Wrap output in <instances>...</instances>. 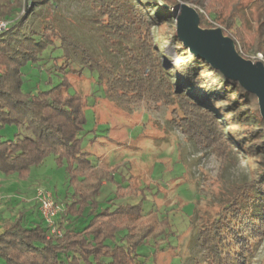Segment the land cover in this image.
<instances>
[{"label": "trees", "instance_id": "16d2710c", "mask_svg": "<svg viewBox=\"0 0 264 264\" xmlns=\"http://www.w3.org/2000/svg\"><path fill=\"white\" fill-rule=\"evenodd\" d=\"M89 1L99 36L115 61L95 53L54 16L40 19L39 27L26 25L19 16L24 0H0V19L10 24L0 33V132L15 126L23 132L14 140L0 138V184L29 180L32 170L52 157L58 167L66 166L72 190L60 202L52 193L62 206L55 219L61 237L51 233L40 213L38 186L32 183V192H24L31 197L23 198L19 187L20 192L0 197L7 209L18 211L0 234V258L6 264H144L136 249L166 233L169 226L143 213L140 205L100 209L97 196L104 185L115 182L116 174L105 160H93L84 150L89 95L73 84L96 76L107 98L125 102L148 95L152 101L175 104L172 113L178 122L173 126L188 137L246 156L249 179L232 188L213 217H201L196 224L202 258L194 264H251L264 239V121L257 98L197 57L165 69L153 29L174 22L173 0ZM199 15L204 29L219 21ZM234 21L228 18L220 28L238 44ZM30 67L59 80H50L45 89L30 87ZM241 97L247 107L239 104ZM249 109L256 113L254 124L245 121ZM117 186L114 199L126 195V188ZM5 187L0 195L10 192ZM191 225L196 227L193 219ZM120 232L128 233L122 238L129 237L127 251L116 244Z\"/></svg>", "mask_w": 264, "mask_h": 264}, {"label": "rangeland", "instance_id": "374dc122", "mask_svg": "<svg viewBox=\"0 0 264 264\" xmlns=\"http://www.w3.org/2000/svg\"><path fill=\"white\" fill-rule=\"evenodd\" d=\"M173 1L177 6L185 3L194 7L210 22L217 16L219 21L213 22V28H220V23L233 18L232 33L238 39L237 49L243 50L248 59L264 62V0ZM49 15L95 53L115 61L111 47L105 46L99 36L101 33L96 27L89 0H24L19 16L25 17L26 25L39 27L40 19ZM175 29L176 18L170 26L153 29L155 41H159L161 46V62L165 69L180 68L193 57L174 41ZM26 76L31 80L30 87L37 89L50 87L47 85L50 80L53 83L59 80L54 75L49 76L47 71L38 73L31 67L27 69ZM98 82L95 76L92 80H75L73 84L83 95H89L87 124L82 134L84 150L93 160H105L112 173L116 174L115 182L104 185L97 196L100 209L111 205L116 208L120 204L140 205L143 213L169 226L162 238L146 240L136 249L144 264H194L196 258V261L202 258L196 239V224L201 217H213L232 188L249 179L250 163L243 154H236L228 147L217 148L208 146V142H196L194 137H188L180 128L173 126V122H178L172 113L175 104L152 101L148 95L129 98L125 102L110 99L99 88ZM247 103L241 97L239 104L247 107ZM249 110L245 121L254 124L256 113ZM224 126L225 134H229L227 122ZM21 132L17 126L6 127L1 130L0 138L14 140ZM16 183L0 184V187L5 191L6 186L11 194L15 190L20 192L18 187L24 188L21 196L26 198L32 194L24 192H32L35 185L54 193L59 202L72 192L68 186L66 166L58 167L52 157L45 160V166L34 168L29 180ZM32 183L34 185L30 187ZM118 184L126 188V195L114 199ZM110 199L114 204L108 201ZM0 207L1 229L14 220L18 211H11L3 204ZM192 219L196 227L191 225ZM127 235V232L118 233L116 241L117 246L124 247L125 251L129 249V237L124 241L122 238ZM259 250L251 264L264 263V239ZM0 264L6 262L0 258Z\"/></svg>", "mask_w": 264, "mask_h": 264}, {"label": "water", "instance_id": "95a60500", "mask_svg": "<svg viewBox=\"0 0 264 264\" xmlns=\"http://www.w3.org/2000/svg\"><path fill=\"white\" fill-rule=\"evenodd\" d=\"M176 16L175 37L193 57H197L219 71L226 79L238 83L258 100L264 121V62L241 55L237 43L225 35L222 28H202L201 15L192 6L179 4Z\"/></svg>", "mask_w": 264, "mask_h": 264}, {"label": "built area", "instance_id": "2783aa9c", "mask_svg": "<svg viewBox=\"0 0 264 264\" xmlns=\"http://www.w3.org/2000/svg\"><path fill=\"white\" fill-rule=\"evenodd\" d=\"M10 27L8 22L0 19V32L6 31ZM37 200L40 204V213L45 220L46 225L51 229V233L57 237L62 236V232L55 226V219L61 213L62 207L54 202L52 192L38 189Z\"/></svg>", "mask_w": 264, "mask_h": 264}, {"label": "crops", "instance_id": "0c3cea01", "mask_svg": "<svg viewBox=\"0 0 264 264\" xmlns=\"http://www.w3.org/2000/svg\"><path fill=\"white\" fill-rule=\"evenodd\" d=\"M5 195V197H8L9 195H11V192H8V193H6V194H4ZM4 195H0V197L2 198ZM33 197H34V195H33ZM32 197V198H33ZM1 205H2V203H0ZM1 208V207H0ZM2 209V208H1ZM1 231L3 230V228L1 227V229H0Z\"/></svg>", "mask_w": 264, "mask_h": 264}]
</instances>
